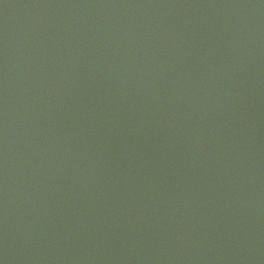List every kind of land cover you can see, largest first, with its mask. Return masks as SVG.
Here are the masks:
<instances>
[{
    "label": "water",
    "instance_id": "1",
    "mask_svg": "<svg viewBox=\"0 0 264 264\" xmlns=\"http://www.w3.org/2000/svg\"><path fill=\"white\" fill-rule=\"evenodd\" d=\"M0 264H264V0H0Z\"/></svg>",
    "mask_w": 264,
    "mask_h": 264
}]
</instances>
